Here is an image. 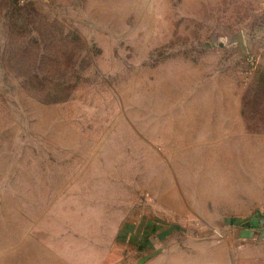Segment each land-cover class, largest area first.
<instances>
[{
	"label": "rangeland",
	"instance_id": "1",
	"mask_svg": "<svg viewBox=\"0 0 264 264\" xmlns=\"http://www.w3.org/2000/svg\"><path fill=\"white\" fill-rule=\"evenodd\" d=\"M263 0H0V264H264Z\"/></svg>",
	"mask_w": 264,
	"mask_h": 264
},
{
	"label": "built area",
	"instance_id": "2",
	"mask_svg": "<svg viewBox=\"0 0 264 264\" xmlns=\"http://www.w3.org/2000/svg\"><path fill=\"white\" fill-rule=\"evenodd\" d=\"M20 4H26L29 2L37 1V0H18Z\"/></svg>",
	"mask_w": 264,
	"mask_h": 264
},
{
	"label": "crops",
	"instance_id": "3",
	"mask_svg": "<svg viewBox=\"0 0 264 264\" xmlns=\"http://www.w3.org/2000/svg\"><path fill=\"white\" fill-rule=\"evenodd\" d=\"M263 3H264V0H263ZM260 50H261L260 52L262 54V60L264 61V44Z\"/></svg>",
	"mask_w": 264,
	"mask_h": 264
}]
</instances>
